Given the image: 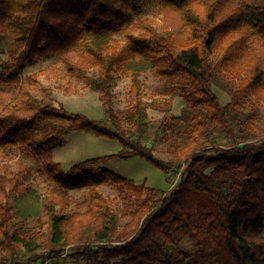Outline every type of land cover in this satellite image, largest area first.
<instances>
[{"label": "trees", "instance_id": "obj_1", "mask_svg": "<svg viewBox=\"0 0 264 264\" xmlns=\"http://www.w3.org/2000/svg\"><path fill=\"white\" fill-rule=\"evenodd\" d=\"M151 3L163 15L160 29L143 17ZM5 36L0 152L18 147L37 159L53 187L44 194L32 188L21 160L16 172L0 168V264L64 255L86 264H264V140L251 141L264 139V129L247 111L251 92L264 98V0H0ZM61 52L66 76L99 93L105 118L42 103L34 93L39 74L22 78L26 65ZM219 66L239 80L226 104L212 87ZM118 69L131 75V92L151 71L185 100L157 131L168 159L144 142L148 105L137 99L122 113L115 108ZM83 131L116 139L121 149L65 170L53 150ZM136 155L165 172L181 170L180 181L167 191L104 166ZM103 185L117 191L123 224ZM87 188L89 196L69 210L71 191ZM16 216H44L46 227L24 231ZM186 236L197 254L181 247Z\"/></svg>", "mask_w": 264, "mask_h": 264}, {"label": "rangeland", "instance_id": "obj_2", "mask_svg": "<svg viewBox=\"0 0 264 264\" xmlns=\"http://www.w3.org/2000/svg\"><path fill=\"white\" fill-rule=\"evenodd\" d=\"M143 17H148L156 22L160 29L163 23L159 5L149 4L143 13ZM10 37H3L0 40V64L6 62L9 58ZM64 52L51 54L47 57L40 58L34 64H28L22 71V78L25 79L33 73L39 74L41 87L34 90L36 96L42 103L53 102L63 105L67 110L77 111L87 114L91 118H105L102 101L99 93L91 91L84 82L66 76V69L62 63ZM218 54L211 57L214 63ZM118 82L115 86V108L122 113L125 108L131 105L137 99L148 105L149 113V130L144 142L154 147L155 154L163 159H168L166 138L162 134L157 135L158 128L165 118L173 115H180L186 103L185 100L174 92L169 82L152 73L146 71L141 75V87L138 93L131 92V75L121 69L117 70ZM239 80H237L228 68L219 66L214 75L212 87L218 95L222 104L228 103L234 91L237 89ZM248 110L256 112V123L260 129H264V98L261 93L251 92L249 95ZM154 104L157 107H154ZM217 140L222 144H227L228 139L224 132L215 133ZM67 143L64 146L57 147L53 150L54 159L59 161L65 170L76 162L91 157L106 155L118 152L121 144L116 139L98 137L88 132H73L67 137ZM258 143L263 142V138L251 139ZM30 172L29 184L40 194L48 192L53 184L46 178L42 170L41 163L32 157L23 154L18 147L3 149L0 152V168L2 172H16L20 169V162ZM105 167L129 178L134 179L137 183L146 182L149 186L171 190L178 184L181 178L180 171L165 172L141 156H132L128 159H113L104 164ZM100 191L110 197L113 201V207L120 216V222L123 224L126 218L122 216L123 204L117 195V191L108 185L100 186ZM90 189L81 191H71L73 202L69 210L74 209L75 202L88 197ZM46 220L42 216V222L36 218H30L26 221L22 217L16 216L15 224H21L24 231H33L40 227H46L43 223ZM181 247L187 251L197 254L199 249L196 243L189 237H183ZM39 258L32 262H26L21 259L20 264H86L85 260H77L69 255L55 260L42 261Z\"/></svg>", "mask_w": 264, "mask_h": 264}]
</instances>
